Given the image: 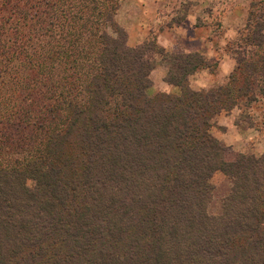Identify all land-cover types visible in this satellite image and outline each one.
Here are the masks:
<instances>
[{"label":"trees","instance_id":"1","mask_svg":"<svg viewBox=\"0 0 264 264\" xmlns=\"http://www.w3.org/2000/svg\"><path fill=\"white\" fill-rule=\"evenodd\" d=\"M24 1L21 19L8 16L19 0H0V83H15L0 90V264H264V153L209 133L264 98V2L238 41L257 61L241 51L228 85L194 91L211 63L154 40L130 47L116 5L102 33L66 11L82 21L59 42L67 0ZM158 60L181 96H147ZM215 173L227 183L217 210Z\"/></svg>","mask_w":264,"mask_h":264},{"label":"rangeland","instance_id":"2","mask_svg":"<svg viewBox=\"0 0 264 264\" xmlns=\"http://www.w3.org/2000/svg\"><path fill=\"white\" fill-rule=\"evenodd\" d=\"M20 5L17 6L18 9L12 8V10L9 11L8 16L14 15L16 18H24V13L21 10V4L25 3L24 0H19ZM243 2V4L246 7L245 14L241 20H234L232 24L233 32L235 33L234 43L233 47H231L232 50V56L236 60V67L234 71L230 74L228 77V80L222 84L217 85L213 84L212 86H208L206 88H197L195 86H192V80L191 78L200 73H217L218 70V62L213 60H208L209 63H211V66L204 70H199L189 78V87L194 91H207L211 88L220 87L228 85L231 81V75L236 73L237 69V58L238 55L241 56V53L244 52L247 58V61H254L258 59L259 53L256 56H253L254 51L256 48H251L252 52H250L249 48L247 46L243 47L242 50H239L238 48V41H240L243 34H241V29H243V26L245 24L246 18L248 16L249 10H250V4L251 3H257L260 0H240ZM264 2V0H262ZM72 6H70L68 4ZM67 3L63 5H59L58 7V19H60V24H57L56 32H59L57 35V41H61L62 38L60 37V34H62V31H72L77 30L79 24H81V21L79 23H73L74 21H70L66 15L65 12L70 10V13L75 14V12L79 11L81 9L82 13L85 14L83 17L84 21H86V24L89 25H96V23H99V29L100 33L102 32H108L109 28L107 26L108 24V14L110 13L109 8L110 5H116L115 7V13L113 14V18L120 29H122L125 32L127 43L130 47H135L138 45L143 44L147 41H156L157 43V34L160 32V30L165 29L167 26L171 25L175 20L178 18L184 17L188 12H193L195 7H197V3H194L192 0H67ZM211 3V2H210ZM208 5V2L205 3ZM99 7L104 12L105 15L101 17V22H96V17H89V14L92 12L93 7ZM111 6V7H112ZM164 6V8L162 7ZM208 11L212 8H214L217 11H221L223 7L221 5L211 3V5H208ZM20 8V9H19ZM179 13H177L174 16H171L172 19L168 17L163 16V12H172L173 10L177 9ZM217 8V9H216ZM165 9V10H164ZM204 11H207V8H204ZM80 13V11H79ZM12 18V17H11ZM70 21V22H69ZM232 31V30H231ZM241 34V35H240ZM247 34L245 31L244 35ZM264 35V32H263ZM157 45L161 47L158 43ZM162 48V47H161ZM163 49V48H162ZM165 51V50H164ZM243 51V52H241ZM165 53L169 55L168 52L165 51ZM160 60H158L159 62ZM167 68V73L164 77V82L167 84L164 86L165 89H162L160 87V84L157 83V80L152 78L153 71L157 70L158 68ZM153 71L150 73V86L146 89V94L150 98H155L159 94L169 95V96H181V89L177 86L171 85L167 82L168 77V67L166 64L159 62L158 65L153 69ZM158 73V72H157ZM238 73V72H237ZM236 73V74H237ZM7 85L2 86L3 84L0 83V90L2 89V93L5 95H8L13 90V87L15 86L14 81L7 79ZM170 87H169V86ZM173 87L178 88V90H172ZM7 93V94H6ZM232 111H236L234 123H231L226 126L220 125L219 120L223 119V114H229ZM0 112L3 113V108H0ZM253 124V125H251ZM238 126L239 129L235 128V126ZM262 127V128H261ZM251 128L256 133L251 140H247L248 132H250ZM259 129L258 133L256 130ZM253 132V133H254ZM209 133L211 136H213L216 140H219L223 145L231 148V150L242 153V154H248V155H254L255 157H260L264 151L262 152L261 149L262 146L264 148V98L260 100L259 103L252 104L250 107L245 108L244 106L241 108H233L231 111H224L221 112L214 120V124L209 130ZM226 133V134H225ZM234 142L235 147L231 144H228L229 142ZM261 151V152H260ZM212 183L216 185L218 188L217 197L215 199V202L212 204V209L217 210L220 198L223 194V190L226 188V180L221 173H215L212 179Z\"/></svg>","mask_w":264,"mask_h":264},{"label":"crops","instance_id":"3","mask_svg":"<svg viewBox=\"0 0 264 264\" xmlns=\"http://www.w3.org/2000/svg\"><path fill=\"white\" fill-rule=\"evenodd\" d=\"M192 1L197 3L194 11L188 12L184 17L178 18L171 25L160 30L157 34V43L170 54H198L208 60L214 59L218 62L217 73L194 75L191 78L192 86L206 88L212 86L215 82L217 85H222L228 80V77L236 67V60L232 56L231 50L235 38L232 24L234 20L239 21L243 18L246 7L240 0ZM206 1L208 5L218 3L223 8L221 11H217L214 8L208 11V5L205 4ZM162 7L164 8V6ZM205 7L207 11H204ZM177 13H179L178 8L172 12L169 11V13L165 10L163 16L172 19L171 16ZM166 73L167 68L164 67L158 68L152 73V78L157 80V83H162L160 84L162 89H165L164 86L167 85L163 80ZM172 90H178V88L173 87ZM235 115L236 111L223 114L221 116L223 119L219 120V124L222 126L226 124L227 126L234 123ZM235 128L239 129L238 126H235ZM256 131L258 132L259 129ZM253 132L251 128L250 132H248L247 140H251L256 136V133ZM228 144L236 148L234 142L230 141ZM261 149H264L263 146ZM261 151L263 152L264 150Z\"/></svg>","mask_w":264,"mask_h":264}]
</instances>
